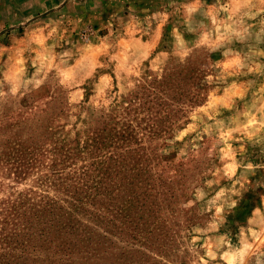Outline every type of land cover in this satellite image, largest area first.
Instances as JSON below:
<instances>
[{
    "label": "rangeland",
    "instance_id": "rangeland-1",
    "mask_svg": "<svg viewBox=\"0 0 264 264\" xmlns=\"http://www.w3.org/2000/svg\"><path fill=\"white\" fill-rule=\"evenodd\" d=\"M129 148L141 184L85 198L94 163ZM12 252L264 264V0H0L2 264Z\"/></svg>",
    "mask_w": 264,
    "mask_h": 264
},
{
    "label": "trees",
    "instance_id": "trees-1",
    "mask_svg": "<svg viewBox=\"0 0 264 264\" xmlns=\"http://www.w3.org/2000/svg\"><path fill=\"white\" fill-rule=\"evenodd\" d=\"M121 137H123V135H121ZM96 143V149H100V143L95 142ZM112 143V142H110ZM132 154H135V151H133L132 148H129L128 151L124 152V155L122 156H114L112 157L110 155V157L108 158H101L98 162H95L94 165L95 167V175L93 177L90 178V182H86L87 184H84L83 186L87 187L88 192L84 195V197L86 198L89 194V192L91 190L95 191L94 196H99L101 195L102 200H107L108 202H114L116 204H120L119 200H120V194L116 193L115 191L118 188H131L135 185V183L137 184H141L139 181V174L141 172L140 169L137 168L135 162L136 159L139 157H134L132 156ZM129 158V161H126V159ZM140 160V158H139ZM126 163H131V166L127 167ZM139 163L138 165H141V162H136ZM86 176V175H85ZM115 180H118V182L115 183ZM83 181V180H82ZM106 184L111 185L108 186ZM69 186H65L64 189L68 188ZM77 188V187H75ZM74 188V189H75ZM69 193L71 194L72 192L69 191ZM79 203V201H78ZM54 208H52L53 210L49 212L48 216L46 215H42V220L49 221V220H53L56 216V214L60 211H56V207L53 206ZM77 208H80L81 210L83 209V206L81 205H76ZM117 211H121L120 207L118 206ZM114 211V210H112ZM40 217H38V213L34 214V218L33 219H38ZM25 229L28 230L27 226L34 224V226L37 224H35L33 222V220L28 219V221H25ZM32 226L31 229L34 227ZM39 232H41L44 235L43 231L37 230ZM34 234V232L32 233V235ZM25 236H27V234L25 235H15L14 236V242L17 246H19V248H22L21 246H23L25 244L24 239ZM30 236V235H28ZM23 249V248H22ZM14 251V250H13ZM7 254H4L3 257H5ZM24 255H22L21 257L12 252L8 257L7 261L9 260H16V262H14V264H16L18 261H20L23 258ZM0 263L2 264L3 261L0 258Z\"/></svg>",
    "mask_w": 264,
    "mask_h": 264
}]
</instances>
